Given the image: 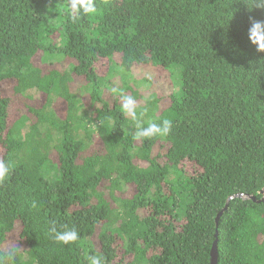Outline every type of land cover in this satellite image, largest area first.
<instances>
[{
	"label": "trees",
	"instance_id": "16d2710c",
	"mask_svg": "<svg viewBox=\"0 0 264 264\" xmlns=\"http://www.w3.org/2000/svg\"><path fill=\"white\" fill-rule=\"evenodd\" d=\"M66 3L0 0V255L211 264L217 241V264H264V53L248 39L264 10L95 0L73 23ZM116 84L170 134L134 140ZM51 221L80 240L56 243Z\"/></svg>",
	"mask_w": 264,
	"mask_h": 264
},
{
	"label": "clouds",
	"instance_id": "9594fccd",
	"mask_svg": "<svg viewBox=\"0 0 264 264\" xmlns=\"http://www.w3.org/2000/svg\"><path fill=\"white\" fill-rule=\"evenodd\" d=\"M249 9L264 10V0H248ZM62 10H66L70 21L78 22L84 16H95L98 12L95 0H67L61 5ZM248 39L256 47L258 52L264 53V20H257L250 17L248 28ZM110 92L118 96L119 106L125 118H130L134 124L132 136L134 140L152 139L154 137H166L172 131V121L164 119L157 123L151 119L145 120L148 113L147 108H140L139 102L134 95H129L118 84L110 88ZM12 171L9 161L0 159V183L7 180ZM48 233L58 244L70 245L80 240V233L75 226L69 228L67 225L58 226L56 221L50 222ZM18 253L16 247L0 255V264H14ZM85 260L88 264H104V256L100 253L89 255L85 253Z\"/></svg>",
	"mask_w": 264,
	"mask_h": 264
},
{
	"label": "water",
	"instance_id": "95a60500",
	"mask_svg": "<svg viewBox=\"0 0 264 264\" xmlns=\"http://www.w3.org/2000/svg\"><path fill=\"white\" fill-rule=\"evenodd\" d=\"M261 193L264 194V189L260 191ZM235 196H241L240 194L239 195H235ZM234 196V197H235ZM233 197H231L232 199ZM228 207V204L224 207V209L218 214L217 218H216V223H218L222 213L224 210H226ZM216 246H217V241H215V244H214V247H213V251H212V262L211 264H217L218 263V256H217V249H216Z\"/></svg>",
	"mask_w": 264,
	"mask_h": 264
},
{
	"label": "rangeland",
	"instance_id": "374dc122",
	"mask_svg": "<svg viewBox=\"0 0 264 264\" xmlns=\"http://www.w3.org/2000/svg\"><path fill=\"white\" fill-rule=\"evenodd\" d=\"M39 60L41 61V58H40ZM154 74H155V73H154ZM157 82H158V83L161 82V81H160V78L158 79ZM13 85H14V81H13L12 79L5 80V81L3 82V84H2V89H3V90H7L8 93H9V92L11 91ZM2 153H3V148H2V146L0 145V155H2ZM10 242L14 244V240H13V239H10L9 243H10Z\"/></svg>",
	"mask_w": 264,
	"mask_h": 264
}]
</instances>
